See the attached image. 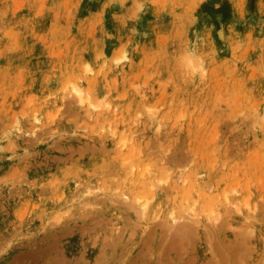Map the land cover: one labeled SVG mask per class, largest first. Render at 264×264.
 Segmentation results:
<instances>
[{
  "label": "rangeland",
  "instance_id": "1",
  "mask_svg": "<svg viewBox=\"0 0 264 264\" xmlns=\"http://www.w3.org/2000/svg\"><path fill=\"white\" fill-rule=\"evenodd\" d=\"M263 238L264 0H0V264H264Z\"/></svg>",
  "mask_w": 264,
  "mask_h": 264
},
{
  "label": "bare ground",
  "instance_id": "2",
  "mask_svg": "<svg viewBox=\"0 0 264 264\" xmlns=\"http://www.w3.org/2000/svg\"><path fill=\"white\" fill-rule=\"evenodd\" d=\"M131 151H132V150H131ZM124 160H125V159H124ZM125 161H126V160H125ZM139 165H140V164H139ZM129 166H130V164H129ZM136 166H138V165H131V166H130V167H131L130 170H131V172H132L133 174H134V173H137V174H140V175H147V174H145V172H144L143 170H142V171L139 170L140 172L138 171V169L135 170L134 168H137ZM138 167H139V166H138ZM130 170H129V171H130ZM144 170H145V169H144ZM131 172H130V173H131ZM130 173H129V174H130ZM126 174H127V173H126ZM133 174H132V175H133ZM142 178H144V177L142 176ZM146 179H147V178H146ZM163 179H164V178H163ZM165 179H166V178H165ZM161 180H162V179H161ZM151 181H152V180H151ZM164 181H165V180H164ZM164 181H163V182H164ZM141 182H142V181H141ZM166 182H167V181H166ZM150 184H151V182H150ZM157 185H158V184H156V183L154 184V182L152 183V187H153V186H154V187L156 186V188H157ZM148 186H149V185H148ZM158 186H159V185H158ZM154 187H153V188H154ZM159 187H160V186H159ZM148 188H149V187H148ZM150 188H151V187H150ZM156 188H155V189H156ZM170 189H171V188H170ZM160 191H161V190H160ZM123 194H124V193H123ZM125 197H126V196H125ZM135 197H136V196H135ZM123 198H124V197H123ZM142 198H143V197H141V198L137 197V198H136V201H135V203H136L135 205H139V208H140V211H141L140 215H141V214H142V215H146V214L148 213L147 210H149V209H148L147 205L145 204L146 202H144V204H141L140 200H141ZM122 200H123V199H122ZM122 200H121V201H122ZM149 200H151V199H149ZM127 201H128V199H127ZM127 201H126V203H127ZM225 201H226V200H225ZM123 203H124V202H123ZM149 208H150V207H149ZM135 209H136V208H135ZM134 211H135V210H134ZM192 211H193V210H192ZM193 212H194V211H193ZM153 213H154V212H153ZM156 213H157V212H156ZM194 213H195V212H194ZM137 214H138V213H137ZM171 214H172V213H171ZM173 214H174V212H173ZM174 215H175V214H174ZM174 215H172V219H173L172 222H173V221H176V219H177V218L175 217L176 215H175V216H174ZM156 216H157V214H156ZM220 216H221V215H220ZM140 218H141V216H140ZM217 218H218V216H217ZM195 221H197V220H195ZM197 223H198V222H197ZM175 224H176V223H175ZM173 225H174V224H173ZM173 225H171V226H173ZM183 225H184V224H183ZM176 226H178V225H176ZM185 226H186V225H185ZM185 226H178V227H177L178 230L175 228V230H176V234H177V235H178V234L180 235V233H177V231H180V232H181V230L183 229L182 227H185ZM220 227H221V226H220ZM187 228L189 229V226L186 227V229H187ZM184 229H185V228H184ZM184 229H183V230H184ZM186 229H185V230H186ZM217 229H218V228H217ZM247 229H248V228H247ZM247 229H246V230H247ZM169 230H170V229H169ZM172 230H173V229H172ZM172 230H171V231H172ZM183 230H182V232L185 231V230H184V231H183ZM189 231H190V230H189ZM160 232H161V231H160ZM174 232H175V231H174ZM185 232H186V231H185ZM163 233H164V232H163ZM186 233H188V231H187ZM192 233H193V232H192ZM211 233H212V232H211ZM250 233H251V232H250ZM252 233H254V232H252ZM252 233H251V234H252ZM188 234H189V233H188ZM247 234H249V233H247ZM182 235H183V233H182ZM175 236H176V235H175ZM180 236H181V235H180ZM210 236H212V235H210ZM236 236H237V235H236ZM244 236H245V235H244ZM166 237H167V236H166ZM185 237H187V236H185ZM236 238H237V237H236ZM179 239H180V238H179ZM215 239H216V238H215ZM263 239H264V238H263ZM180 240H181V239H180ZM182 240H183V238H182ZM228 240H229V239H228ZM233 241H234V240H233ZM172 242H173V241H172ZM175 242H176V241H175ZM238 242H239V241H238ZM179 243H180V242H179ZM179 243H178V244H179ZM232 243H233V242H232ZM181 244H182V243H181ZM230 244H231V243H230ZM220 245H221V244H220ZM162 246H163V245H162ZM223 246H224V245H223ZM226 246H227V245H226ZM228 247H229V246H228ZM228 247H227V248H228ZM240 247H241V246H240ZM245 247H246V249H247V245H246ZM170 248H171V246H170ZM179 248H180V247H179ZM216 248H217V247H216ZM216 248H215V250H216ZM222 248H223V247H222ZM224 248H225V247H224ZM230 248H232V247H230ZM233 248H234V247H233ZM180 249H181V248H180ZM180 249H179V251H180ZM182 249H183V248H182ZM219 249H220V248H219ZM248 249H249V248H248ZM220 250H221V249H220ZM220 250H218L219 253L221 252ZM225 250H228V249L225 248ZM230 250H233V249H230ZM230 250H229V251H230ZM250 250H251V249H250ZM216 251H217V250H216ZM223 251H224V250H223ZM235 252H236V251H235ZM238 252H239V251H238ZM241 252H242V251H241ZM216 253H218V252H216ZM219 253H218V254H219ZM224 253H225V252H224ZM227 253H228V252H227ZM242 253H243V252H242ZM245 253H246V251H245ZM168 254H169V253H168ZM214 254H215V253H214ZM236 254H238V253H236ZM212 255H213V253H212ZM216 255H217V254H216ZM221 255H223V258H224L225 255H224V254H221ZM238 255H239V254H238ZM238 255H237V256H238ZM246 255H247V254H246ZM234 257H235V255H234ZM239 257H240V255H239ZM215 258H216V257H215ZM217 258H218V256H217ZM217 258H216V259H217ZM220 258H221V257H220ZM225 258H226V257H225ZM232 258H233V257H232ZM232 258H231V259H232ZM224 260H225V259H224ZM229 260H230V259H229ZM236 260H237V259H236ZM245 260H246V259H245ZM222 261H223V259H222ZM231 261H232V260H231ZM233 261H234V260H233ZM219 264H220V263H219ZM221 264H222V263H221ZM228 264H229V263H228ZM256 264H257V262H256Z\"/></svg>",
  "mask_w": 264,
  "mask_h": 264
}]
</instances>
